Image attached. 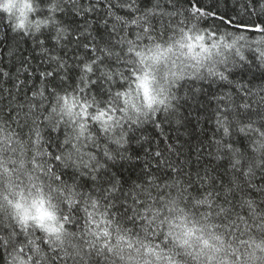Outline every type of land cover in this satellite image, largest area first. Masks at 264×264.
<instances>
[{
	"label": "snow or ice",
	"instance_id": "snow-or-ice-1",
	"mask_svg": "<svg viewBox=\"0 0 264 264\" xmlns=\"http://www.w3.org/2000/svg\"><path fill=\"white\" fill-rule=\"evenodd\" d=\"M3 22L2 264H264V0H0ZM193 107L195 161L148 130Z\"/></svg>",
	"mask_w": 264,
	"mask_h": 264
},
{
	"label": "trees",
	"instance_id": "trees-1",
	"mask_svg": "<svg viewBox=\"0 0 264 264\" xmlns=\"http://www.w3.org/2000/svg\"><path fill=\"white\" fill-rule=\"evenodd\" d=\"M220 3L221 5H223L225 3V0H220ZM227 3L229 9H232L234 5L238 9L239 0H227ZM221 11H224V9L221 8ZM231 14L235 15V11H232ZM5 31H7L6 22L0 23V33H3ZM12 35L15 34L12 33L9 34V43L12 42L11 41ZM20 45L21 47H28V48L31 47L30 42L26 43L24 40L20 41ZM33 63H36V61H33ZM257 75H259V73H257ZM246 78H250V77H246ZM255 83L259 84L260 81L256 80ZM213 91H215V89H213ZM191 112H192V115L190 117L191 123L187 124L186 126H180L173 123L171 125L164 124L162 125V129H155V130H153L151 126H148V130L149 133L155 136L158 140L164 141V143L161 144V147H164V144L166 143L176 144L177 141H179V144L185 145L184 148L185 158H187L188 155V146L185 144V141H189L193 149L191 159L195 161L196 159L195 149L197 148L199 141L204 139L205 134L209 136L211 135L213 125L206 123L203 116H198L195 107L191 109ZM202 163H206V161H202ZM257 179L259 180V177ZM0 264H2V261H0Z\"/></svg>",
	"mask_w": 264,
	"mask_h": 264
},
{
	"label": "clouds",
	"instance_id": "clouds-1",
	"mask_svg": "<svg viewBox=\"0 0 264 264\" xmlns=\"http://www.w3.org/2000/svg\"><path fill=\"white\" fill-rule=\"evenodd\" d=\"M30 211L33 213H43L45 209L43 205H41L40 203H37L30 209Z\"/></svg>",
	"mask_w": 264,
	"mask_h": 264
}]
</instances>
